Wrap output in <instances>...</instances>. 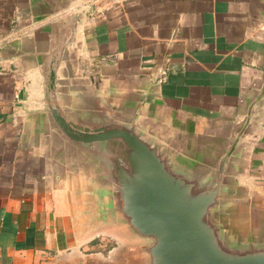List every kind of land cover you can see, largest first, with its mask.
Segmentation results:
<instances>
[{"label": "water", "instance_id": "water-1", "mask_svg": "<svg viewBox=\"0 0 264 264\" xmlns=\"http://www.w3.org/2000/svg\"><path fill=\"white\" fill-rule=\"evenodd\" d=\"M76 0H43L35 23ZM42 11V12H38ZM17 12L12 32L26 26ZM92 8L62 15L0 47V70L29 66L37 88L30 116L47 156L73 181L76 242L107 233L122 245L53 264H264V203L252 177L250 115L222 138L189 148L105 84L87 56Z\"/></svg>", "mask_w": 264, "mask_h": 264}, {"label": "crops", "instance_id": "crops-1", "mask_svg": "<svg viewBox=\"0 0 264 264\" xmlns=\"http://www.w3.org/2000/svg\"><path fill=\"white\" fill-rule=\"evenodd\" d=\"M41 2L0 0V47L92 8L83 31L87 56L100 62L114 95L143 101L147 115L175 139L195 148L250 115L252 177L264 203V0H76L30 23ZM25 11V28L13 33L16 13ZM36 88L26 64L0 70V264L110 261L122 245L115 236L74 238L73 181L40 143L30 116ZM100 237L113 241L108 255L86 248Z\"/></svg>", "mask_w": 264, "mask_h": 264}, {"label": "rangeland", "instance_id": "rangeland-1", "mask_svg": "<svg viewBox=\"0 0 264 264\" xmlns=\"http://www.w3.org/2000/svg\"><path fill=\"white\" fill-rule=\"evenodd\" d=\"M113 243V241H111V239L107 238V237H100L99 240L93 244H89L86 248L87 250L90 251H100L101 253L108 255L107 251L108 249H110V244ZM107 251V252H105ZM115 254V253H113Z\"/></svg>", "mask_w": 264, "mask_h": 264}]
</instances>
